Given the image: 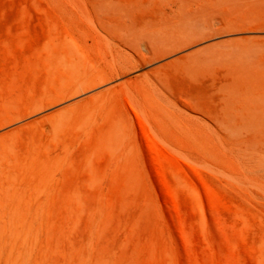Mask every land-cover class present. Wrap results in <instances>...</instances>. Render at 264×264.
Masks as SVG:
<instances>
[{"label":"rangeland","instance_id":"rangeland-1","mask_svg":"<svg viewBox=\"0 0 264 264\" xmlns=\"http://www.w3.org/2000/svg\"><path fill=\"white\" fill-rule=\"evenodd\" d=\"M187 27L210 36L0 127V264H264V0H0V114Z\"/></svg>","mask_w":264,"mask_h":264},{"label":"bare ground","instance_id":"bare-ground-1","mask_svg":"<svg viewBox=\"0 0 264 264\" xmlns=\"http://www.w3.org/2000/svg\"><path fill=\"white\" fill-rule=\"evenodd\" d=\"M157 31L158 30H155L153 32V35L150 36L148 38V40H143L141 42L142 44L140 43L141 45H143L144 51H141L138 49L136 54H129V55H125L123 57L119 55V56H114L112 58L105 59L103 61L104 63L101 66H97V67L93 66L92 69L86 70V71L82 72L81 74L65 81L60 86H58L55 91L46 92L44 95H42L40 97L33 98L30 102H27V103L25 102L26 104L24 105V107L22 109L16 111L15 113L13 111V112L6 113V114L5 113L0 114V127H3L6 124L11 123L13 120H16L18 118L23 117L27 113L36 111L38 109H41V108L47 107L51 104H54L60 100L69 98V97H71V96H73V95H75L81 91H84L88 88H92L98 84H101V83L107 81L108 79H110L112 77L119 76L122 73H125L132 68L138 67V69H139V66H141L145 63H149V62H152L154 60L157 61V59H160V58H162L168 54L176 52L182 48H185L189 45H192V44L210 36V34L207 32V30H204V31L203 30H195V29H191L189 27L181 29V30H177L174 32H170V33H169V31H167L168 33L164 32L163 34L159 33V31L158 32ZM94 34H95V32H94ZM136 34H138V33H136ZM100 35H101V33H100ZM131 44L132 45L134 44L135 47L140 45L138 39H135V38H134V40L131 41ZM128 52H131V51H128ZM207 54H208V51L206 49V50L195 51L194 53L189 55V57L200 58L202 55H207ZM141 76L142 75H136V77H134L133 79H127V80L122 81L120 83L122 85H125V88L129 89L127 94H130V90L135 92L134 90L138 89L140 87V85L143 82H145L146 78L141 77ZM147 80H148V78H147ZM124 92H125V90H124ZM161 92H162V90H161ZM97 96L101 97L102 95L98 93ZM132 96H134V99H132V100L135 102V104L134 103L133 104L138 106L136 108V106H133V104L132 105L130 104L133 108L135 107L134 110H136V109L138 110L140 108H142V109L147 108V105L149 104V100L146 97H141L140 95L138 96V95H136V93H135V95L132 94ZM159 98H157V99H159ZM83 100L84 99H82L80 101L83 102ZM78 102L79 101H77L75 104H77ZM127 102H129V101H127ZM171 102H173V101L171 100ZM87 103L88 102L86 100H85V102L80 103V107H79L80 110H86V112H87V110L89 111ZM127 105H128V103H127ZM142 109H141V111H142ZM145 118H146V116H145ZM101 119H104V118H101ZM85 120H87L86 117H81L79 119V124H81V125L85 124L86 123ZM124 122L125 121L123 118L112 116L111 121L107 125L108 126L107 131L111 132V134H114L115 132L119 133L125 124ZM105 138H106V136H105ZM107 139H110V138H107Z\"/></svg>","mask_w":264,"mask_h":264}]
</instances>
